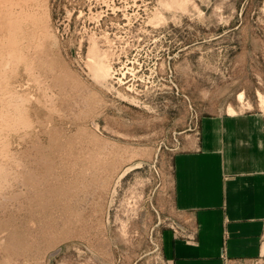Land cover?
<instances>
[{
	"label": "rangeland",
	"instance_id": "rangeland-1",
	"mask_svg": "<svg viewBox=\"0 0 264 264\" xmlns=\"http://www.w3.org/2000/svg\"><path fill=\"white\" fill-rule=\"evenodd\" d=\"M30 2L0 77V264H172L174 156L205 117L264 120V0Z\"/></svg>",
	"mask_w": 264,
	"mask_h": 264
},
{
	"label": "crops",
	"instance_id": "crops-1",
	"mask_svg": "<svg viewBox=\"0 0 264 264\" xmlns=\"http://www.w3.org/2000/svg\"><path fill=\"white\" fill-rule=\"evenodd\" d=\"M197 135L194 148L172 161L184 237H169L164 256L172 264L264 258V120L254 113L205 117Z\"/></svg>",
	"mask_w": 264,
	"mask_h": 264
},
{
	"label": "bare ground",
	"instance_id": "bare-ground-1",
	"mask_svg": "<svg viewBox=\"0 0 264 264\" xmlns=\"http://www.w3.org/2000/svg\"><path fill=\"white\" fill-rule=\"evenodd\" d=\"M30 1L31 0H0V77L3 75L4 63H6V61L11 62V63H15L17 61H20L19 44H18V37L20 34V21H19V15L15 12V8L22 9L24 7H27V6L29 7V3H31ZM38 8H40V6ZM239 99H241V97H239ZM261 107H262V109H264V100L263 99L261 100ZM230 111L232 112V109H230ZM58 186H59V184H58ZM63 223H64V221H63ZM60 230H62V229H60ZM64 233H65V231H64ZM11 239H13V238H10V240ZM47 245H49V244H47Z\"/></svg>",
	"mask_w": 264,
	"mask_h": 264
}]
</instances>
